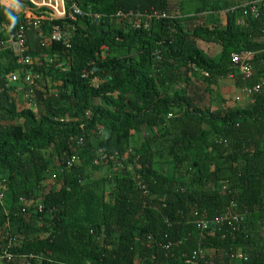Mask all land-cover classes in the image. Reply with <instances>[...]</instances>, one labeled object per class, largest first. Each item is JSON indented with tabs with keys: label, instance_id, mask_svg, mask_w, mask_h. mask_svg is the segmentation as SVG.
Segmentation results:
<instances>
[{
	"label": "trees",
	"instance_id": "trees-1",
	"mask_svg": "<svg viewBox=\"0 0 264 264\" xmlns=\"http://www.w3.org/2000/svg\"><path fill=\"white\" fill-rule=\"evenodd\" d=\"M12 1L28 13L0 4V248L42 256L21 264H264V9L178 0L175 16L170 0H67L82 15L55 20ZM153 13L168 17L136 27ZM34 22L46 35L69 25V43L41 48ZM20 25L29 66L8 43ZM243 50L251 77L231 63ZM225 79L261 90L229 106ZM231 203L242 227L197 229Z\"/></svg>",
	"mask_w": 264,
	"mask_h": 264
},
{
	"label": "built area",
	"instance_id": "built-area-1",
	"mask_svg": "<svg viewBox=\"0 0 264 264\" xmlns=\"http://www.w3.org/2000/svg\"><path fill=\"white\" fill-rule=\"evenodd\" d=\"M33 6L36 8H46L49 9L53 13V19L55 20H61L66 17L70 18L71 20H74L75 15H82V13L79 11V9L76 7V5L72 4L69 10L66 8L67 0H28ZM244 8V15H251L255 18H257L260 14L261 9H264V0H256V1H250L242 5ZM89 17H93L91 14H86ZM117 17L125 16L121 12L116 13ZM130 16V15H129ZM98 16H95V18ZM105 17V16H104ZM137 18L135 24L136 27H139L141 25L140 22H138V19H141V17H146L147 19L152 18H167L168 15L162 13H153V14H137L135 15ZM144 26V24H142ZM146 27V25H145ZM69 25H66L64 27H61L60 25L53 24L50 26V34L48 38H44L41 34V30L38 28V24L34 22L32 24V30L34 32V39L38 42L39 46L45 47L51 42L56 43H63L68 44L70 41L69 38V32L68 29ZM29 29L26 28L23 25H20L17 30L11 34L8 43L14 48V50L18 53L20 56V63L23 66H28L32 64V59L29 56H24V49L26 47L27 42V31ZM2 44L0 43V47ZM252 53L246 50L232 53L230 56L231 63L233 66L244 76V77H251L253 73V64H252ZM25 75V81L27 84H32V82H41L39 75H31L27 72H24ZM10 83H15L17 81V76L12 75L10 77ZM261 85H257L254 87H242L236 92V95L234 97L235 103H240L242 99L250 98L253 93L259 92L261 90ZM78 162V158L76 156H71L70 159L67 160L66 165L67 167H72ZM144 188V187H142ZM3 200V195L0 194V202ZM237 206L234 203H231L228 212L222 214L217 219H213L211 221H207L202 218H198L195 223L196 227L200 232H205L209 234H214L220 230L223 229V227H226L227 229H230L232 232L238 230L240 227H242V222L244 220V217L238 213ZM41 210V209H40ZM8 234H6V240L8 239ZM11 242H14L11 240L9 244L7 243L4 247V249L1 252L0 259L6 260L7 262H14L16 260V257L9 252V248L11 246ZM201 255L203 254L200 252ZM41 255H22L20 257L21 261H26L32 258L41 259ZM235 255H231V259H234ZM244 261L247 260V258H243Z\"/></svg>",
	"mask_w": 264,
	"mask_h": 264
},
{
	"label": "rangeland",
	"instance_id": "rangeland-1",
	"mask_svg": "<svg viewBox=\"0 0 264 264\" xmlns=\"http://www.w3.org/2000/svg\"><path fill=\"white\" fill-rule=\"evenodd\" d=\"M236 1H238V0H236ZM0 2L3 4V6L9 8L11 10H14L16 13H22V14H24V12L25 13H28V9L27 8H25L22 5H19L15 1H11V0H1ZM170 7H171L170 13L173 14V15H175V16H179V11H178V9H179V2H178V0H170ZM198 47H199V49H201L204 52H206L208 55H213V50L215 48L213 45L206 44V43H203L201 41H199V46ZM48 82H49V80H48ZM230 94L232 96L233 102H235L234 101L235 93H230ZM247 101H248V98L242 99L240 101V104L239 105L242 107V106L245 105V103H247ZM105 172H106L105 169H101V171L95 173V175L98 178V176L100 177L101 174L103 175ZM14 264H21V263H20V261H16Z\"/></svg>",
	"mask_w": 264,
	"mask_h": 264
},
{
	"label": "clouds",
	"instance_id": "clouds-1",
	"mask_svg": "<svg viewBox=\"0 0 264 264\" xmlns=\"http://www.w3.org/2000/svg\"><path fill=\"white\" fill-rule=\"evenodd\" d=\"M12 1V0H11ZM0 4H1V2H0ZM3 6V5H2ZM3 7H5V6H3ZM7 8V7H6ZM9 9V8H8ZM14 13H16L14 10H12ZM25 13V12H24ZM16 14H20V13H16ZM8 15H9V17H10V19H11V21H12V26H15V23H16V20H17V17H15V16H13L12 15V13L11 12H9L8 13ZM116 15V14H115ZM125 15V14H124ZM127 15H125V16H120V17H126ZM129 16V15H128ZM17 29H15L11 34H13L15 31H16ZM50 32V31H49ZM48 32V34L46 35V34H44L42 31H41V34L40 35H42L44 38H48L49 37V33ZM11 34H10V36H11ZM10 38V37H9ZM36 41V40H35ZM27 42H28V31H27ZM27 42H26V47H25V49H24V53H23V55L24 56H29L28 54H27ZM36 43L38 44V42L36 41ZM52 43H56V42H51V43H49L47 46H45V47H41V48H48ZM63 44V43H62ZM39 45V44H38ZM64 45H66V44H64ZM16 52V51H15ZM16 55H17V57L20 59V56L18 55V53L16 52ZM30 57V56H29ZM31 58V57H30ZM32 59V58H31ZM32 61L34 62V60L32 59ZM22 65V64H21ZM32 65V64H31ZM23 66V65H22ZM29 66V65H28ZM22 68V70H23V78H24V81H25V75H24V72H27V73H29V71H28V69H26L25 67H21ZM12 75H16L17 76V81H18V79H19V77H18V75L17 74H12ZM11 75V76H12ZM10 76V77H11ZM10 80V79H9ZM16 81V82H17ZM15 82V83H16ZM26 82V81H25ZM11 84H14V83H11ZM43 85H45V83H43L42 84V86ZM142 187H144V188H142V189H145L146 187L144 186V185H142ZM41 211V210H40ZM4 247H5V245H4ZM4 247L3 248H0V255H1V252H2V250L4 249ZM11 248V247H10ZM10 248H9V252H10ZM11 253V252H10ZM30 255V254H29ZM33 255V254H32ZM15 256V255H14ZM16 257V256H15ZM17 259V258H16ZM1 260V259H0ZM1 261H5L6 263H8L6 260H1ZM19 261L20 262H23V261H21L20 259H19ZM15 262H16V260H15ZM14 262V263H15Z\"/></svg>",
	"mask_w": 264,
	"mask_h": 264
},
{
	"label": "crops",
	"instance_id": "crops-1",
	"mask_svg": "<svg viewBox=\"0 0 264 264\" xmlns=\"http://www.w3.org/2000/svg\"><path fill=\"white\" fill-rule=\"evenodd\" d=\"M236 1V0H235ZM236 3H243L245 4V0H238L236 1ZM242 4V5H243ZM1 5H3L1 3ZM198 46H199V41L197 42ZM219 92L223 95L224 98L228 99V105L229 106H233L234 102L232 100V96L230 93H235L236 95V90L234 88V80L233 79H225V80H221L219 83ZM205 254H213L211 251H205Z\"/></svg>",
	"mask_w": 264,
	"mask_h": 264
},
{
	"label": "bare ground",
	"instance_id": "bare-ground-1",
	"mask_svg": "<svg viewBox=\"0 0 264 264\" xmlns=\"http://www.w3.org/2000/svg\"><path fill=\"white\" fill-rule=\"evenodd\" d=\"M50 31V30H49ZM42 32H43V30H42Z\"/></svg>",
	"mask_w": 264,
	"mask_h": 264
}]
</instances>
